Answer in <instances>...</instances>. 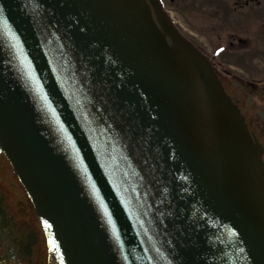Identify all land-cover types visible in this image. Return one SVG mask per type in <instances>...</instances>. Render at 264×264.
<instances>
[{"label": "water", "instance_id": "obj_1", "mask_svg": "<svg viewBox=\"0 0 264 264\" xmlns=\"http://www.w3.org/2000/svg\"><path fill=\"white\" fill-rule=\"evenodd\" d=\"M158 6L0 0V150L56 264H264L261 150Z\"/></svg>", "mask_w": 264, "mask_h": 264}, {"label": "flooded vegetation", "instance_id": "obj_2", "mask_svg": "<svg viewBox=\"0 0 264 264\" xmlns=\"http://www.w3.org/2000/svg\"><path fill=\"white\" fill-rule=\"evenodd\" d=\"M207 4L214 48L204 56L264 149V0ZM46 246L34 205L0 152V264H50Z\"/></svg>", "mask_w": 264, "mask_h": 264}, {"label": "rangeland", "instance_id": "obj_3", "mask_svg": "<svg viewBox=\"0 0 264 264\" xmlns=\"http://www.w3.org/2000/svg\"><path fill=\"white\" fill-rule=\"evenodd\" d=\"M182 36L204 55L211 53L207 0H157ZM153 12V11H152ZM218 33V32H217ZM264 162V157L262 158Z\"/></svg>", "mask_w": 264, "mask_h": 264}, {"label": "snow or ice", "instance_id": "obj_4", "mask_svg": "<svg viewBox=\"0 0 264 264\" xmlns=\"http://www.w3.org/2000/svg\"><path fill=\"white\" fill-rule=\"evenodd\" d=\"M47 226V225H46ZM50 243H54V242H50Z\"/></svg>", "mask_w": 264, "mask_h": 264}, {"label": "bare ground", "instance_id": "obj_5", "mask_svg": "<svg viewBox=\"0 0 264 264\" xmlns=\"http://www.w3.org/2000/svg\"><path fill=\"white\" fill-rule=\"evenodd\" d=\"M263 166V165H262Z\"/></svg>", "mask_w": 264, "mask_h": 264}]
</instances>
